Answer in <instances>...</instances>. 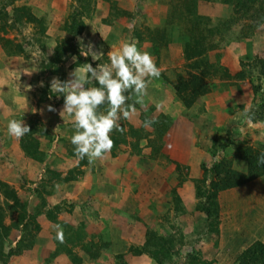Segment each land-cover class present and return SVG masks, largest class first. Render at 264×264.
<instances>
[{"label":"rangeland","instance_id":"1","mask_svg":"<svg viewBox=\"0 0 264 264\" xmlns=\"http://www.w3.org/2000/svg\"><path fill=\"white\" fill-rule=\"evenodd\" d=\"M236 1L0 0V208L9 229L0 264H264V1L234 11ZM124 42L149 53L160 75L143 106L125 93L136 110L90 163L74 154L72 117L59 115L64 98L50 81L110 63ZM89 43L104 53L99 61L80 54ZM12 119L31 133L9 136ZM215 169L246 183L223 186ZM6 193L29 215L51 213L34 217L37 230L25 220L24 233Z\"/></svg>","mask_w":264,"mask_h":264},{"label":"clouds","instance_id":"2","mask_svg":"<svg viewBox=\"0 0 264 264\" xmlns=\"http://www.w3.org/2000/svg\"><path fill=\"white\" fill-rule=\"evenodd\" d=\"M259 28H264V24H259ZM93 47L90 43L86 48L82 46L80 54L99 61L104 53L94 51ZM107 57L110 61L108 64L99 63L94 68L87 63L83 65L84 73L77 67L69 73L70 79L61 81L53 77L50 81V92L64 98L59 115L63 120L65 114L72 117L74 133L71 144L74 154L79 159L87 157L90 163L112 149L114 142L111 133L114 130L122 131L118 124L121 116L128 119L135 112V104H128L132 95L135 96V103L143 106L149 83L160 75L151 55L141 51L135 42H124L118 50L109 51ZM92 81L97 86H87ZM40 86H44L43 82ZM104 105H107L106 111L100 112ZM47 110L57 111L51 105ZM243 116L245 122L251 125L253 117L246 108L243 109ZM7 132L9 136L20 139L31 133V129L24 121L12 119L7 124ZM258 163L264 164V154L258 158Z\"/></svg>","mask_w":264,"mask_h":264},{"label":"trees","instance_id":"3","mask_svg":"<svg viewBox=\"0 0 264 264\" xmlns=\"http://www.w3.org/2000/svg\"><path fill=\"white\" fill-rule=\"evenodd\" d=\"M256 1H259V0H237L235 5L233 6V10L236 11V8L239 7L238 5H240V4H243V3H246V2L247 3L249 2L248 4H251V3H254ZM263 1L264 0H260V2H263ZM172 18H174V17H172ZM82 29H83V25L80 26L79 33L82 32ZM260 61L262 62L263 58H261ZM262 74L264 75V71H262ZM245 156H246V154H245ZM245 156H243V157H245ZM215 173L217 174L218 178H219V175L223 176V178H222V185L223 186L224 185H226L227 187H230V186H242V185H244L246 183V179H244L245 176L243 174L239 173V172H236V170H234V169H229V170H225V171L220 170L219 172L217 171V169H215ZM219 186H221V183H220ZM5 195L7 196L6 198L10 197L11 200H12V205L10 207L11 213L12 212H16L17 213V218H16L17 222L14 225L17 228L20 225H22L24 223V221L26 220L29 223V225H33L34 229L37 230L39 228V226H37L34 217H37V216H39L41 214H46L48 216L51 213V211H46L45 213H43L40 210L35 209L33 215H29L28 212H27V209L25 208V204H22V202H20L17 199V196L14 193H6ZM8 206H10V205H8ZM4 218H5L4 210H2L0 208V255H3V256H4L3 249H4V246H5L4 242H5L6 238L9 235V229H8V226H6L4 224ZM27 228H28V224H23V232L24 233L26 231L28 233V229ZM24 240H26L25 237L23 238L22 243L24 242ZM20 243H21V240L18 242V244H20ZM29 246H30V243H27L26 248H21V246L17 245L16 251L20 249L17 252V253H19L23 249L28 250ZM257 252L260 255H264L263 246L259 245L258 249H257ZM248 253H250V252H248ZM12 254H15V253H12ZM245 257H247V256H245ZM4 258H5V256H4Z\"/></svg>","mask_w":264,"mask_h":264}]
</instances>
